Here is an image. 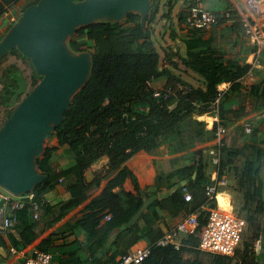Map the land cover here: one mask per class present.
Listing matches in <instances>:
<instances>
[{"label":"trees","instance_id":"1","mask_svg":"<svg viewBox=\"0 0 264 264\" xmlns=\"http://www.w3.org/2000/svg\"><path fill=\"white\" fill-rule=\"evenodd\" d=\"M195 1L186 0V5L179 11V28H183L185 33L182 35L183 42L178 45L184 46V55L179 50L169 52L168 49H173L170 44L167 47L162 45L166 52L162 55L155 43L153 24L160 15L161 0H152L145 29L140 23V15L130 12L122 22H98L81 27L76 39L71 41L75 50L87 49L93 54V68L88 82L75 95L65 112V119L53 133L59 139V147H64L65 156L74 159L75 163L66 168L56 167L52 156L57 147L48 146L38 161L47 178L35 189L37 196L44 198L46 192L61 183L68 197L49 201L41 219L32 216L27 201L14 210L18 220L13 228L33 240L40 234V228L55 226L89 200L75 223H64L53 230L51 238L39 246L51 252L57 264H112L116 261L114 252L125 253L142 239L147 240L151 247L145 264H227L233 259L240 264H258L259 258L251 241L239 247L234 257L199 249V231L206 224L207 208L216 205V200L207 193L209 174L201 159V150L194 152L195 163L187 176L185 186L192 193L189 202L183 199L181 187L185 204L182 209L174 204L171 196L159 197L164 174L157 177L154 190L141 189L136 185L137 192L133 193L123 187L125 179L133 174L127 161L135 154L154 153L164 144L169 145L171 151L177 145L180 149L189 150L214 136L220 123L228 127L231 121L248 116L264 103V88L262 90L260 84L252 82L251 92L243 89L241 78L251 64L226 55L215 43L214 37L207 35L205 28L189 26L190 8ZM172 5L171 1L170 10ZM208 9L217 13L230 10L233 16L238 15L232 7L223 11ZM169 14L165 11L160 16L168 17ZM171 26V38L177 42L178 31L173 23ZM165 29L169 30L167 26ZM11 54L27 60L32 71L24 74L20 65L15 66L18 63L11 64L15 70H10V97L3 104L6 120L16 103L26 97L41 79L31 61L17 49L9 52L0 62H5ZM181 63L199 74L203 84L193 85L192 89L184 92L179 84L188 81L181 73L175 72ZM222 82H230L231 85L220 100L221 121L208 129L206 121L196 116L213 112L218 85ZM156 90L162 93L168 91L170 95L166 98L156 96ZM249 95L252 96L250 104L246 103ZM220 148L219 175L232 173L236 178L245 198L242 216L248 220V226L255 234L260 235L264 232V225L258 220L264 213V183L260 178L264 149L257 134L253 133L242 145L234 147L224 138ZM104 157L107 158L106 169L96 172L89 180L87 170ZM184 168L173 170L168 177L175 176ZM61 177L64 182H60ZM107 177V184L95 194ZM175 184L177 182L169 186ZM163 211L172 216L182 212L197 213L200 222L197 232L184 235L180 247L173 243L159 244V239L166 232L159 225ZM56 234L64 237L63 243L55 244L53 236ZM11 238L14 246L19 247V242ZM102 248L105 254L93 263V257Z\"/></svg>","mask_w":264,"mask_h":264},{"label":"water","instance_id":"2","mask_svg":"<svg viewBox=\"0 0 264 264\" xmlns=\"http://www.w3.org/2000/svg\"><path fill=\"white\" fill-rule=\"evenodd\" d=\"M152 0H38L27 6L0 39V60L17 49L41 77L15 107L0 129V187L21 196L35 191L47 178L39 167L56 127L93 68L90 50H75L71 41L81 27L98 22H122L128 13L140 15L146 28ZM187 180L182 181L186 185ZM159 192L163 198L178 189ZM4 248L0 251L4 253ZM105 254L100 249L92 262Z\"/></svg>","mask_w":264,"mask_h":264},{"label":"crops","instance_id":"3","mask_svg":"<svg viewBox=\"0 0 264 264\" xmlns=\"http://www.w3.org/2000/svg\"><path fill=\"white\" fill-rule=\"evenodd\" d=\"M37 1L38 0H9L8 2L7 0H0V39L12 24L11 17L19 15L27 6L36 3ZM171 1L172 0H161V2L165 4V6L163 9H161L160 15L163 14V12L165 11L174 14L177 18V21L174 23L179 25V11L174 13L172 9L170 10L169 5ZM224 1H226L227 3L223 4ZM257 1L264 8V0ZM209 3L211 7H213L211 9L216 11H223L229 9V7L235 8L237 10L238 6L241 8H249L247 0H209ZM171 23L172 22L170 21L168 26H170ZM181 30L183 33H185L183 28ZM207 35L214 37L215 43L220 49L225 51L226 55L236 57L240 59L241 62L250 63L253 57L254 46L251 45L252 43L245 35L244 26L241 21H227L225 19H222L220 22L215 24L210 30H207ZM13 63H9L7 60L5 62H2L4 67L3 70L0 72V83L2 84V87L0 89V106H2L4 104V101L9 99L10 97V90L8 85L9 83L11 85V71L15 70V67L11 66V64ZM184 68L187 69V71H190V69H188L187 67ZM180 70L182 71V68H180ZM182 77L183 79L192 83L195 86L203 84V79L196 72L194 76L191 75L192 80L190 78L184 77L183 75ZM253 82L260 84V88H262L263 90L264 51L262 53L261 64L255 70ZM225 85L226 88L230 87L229 82H226ZM243 89L245 92H251L252 85L249 89H246L244 87ZM251 99L252 96L249 95L247 97L246 103L250 104ZM212 117L213 116L211 114H206L201 119H198L206 121L207 127L209 129L212 128L213 125ZM245 123H251L253 125L254 130L250 134H257L258 141L264 149V103L260 108L254 109L248 116L239 120L231 121V124L228 125V133L225 136V140L227 139V142L230 146L234 147L242 145L243 142L249 137L250 134L247 133L245 130ZM54 138L56 141L53 142L50 146H55L57 147V149L53 153L52 162H55L54 164L58 168H66L70 165H73V163H75L74 159H69L65 156L64 147H59V139L57 137ZM216 148L217 143L214 136L212 135L205 141L197 143L194 147L190 148L189 150L180 149V147L177 145L176 148L171 151L169 145L164 144L160 146L154 153L135 154L127 161V165L132 170L133 174L125 179L123 187L125 188V190L131 191L133 193L137 192L136 185H139L141 189L149 188L150 190H154L156 186L157 177L160 174H164L160 191L171 188L172 186H169V184L177 182V184L175 185H179L178 189L169 196H171L174 204L182 209V207H184L185 205L183 204L181 197L182 181L187 180L188 182L187 176L191 172L190 168H192L195 163L194 152L197 150L202 151L203 155L201 159L203 160L204 165L206 166V170L209 174L208 182L212 183L217 177V167L213 162V156L215 154ZM262 160L263 168L260 178L261 181L264 183V156H262ZM106 163L107 158L105 157L95 162L87 170V178L91 180L96 172L102 169H106ZM180 167L185 168L175 176L171 178L168 177L170 172ZM108 179L109 177L104 178L102 180L100 186L94 192L95 194H98L102 190V188L107 184ZM227 179V184L218 185V192L220 193L221 199L227 204L228 209L231 208L234 212H237L242 215L244 213L245 205L244 194L238 188L236 178H234L232 173L227 174ZM60 182H64V180ZM45 195L46 198L50 199V201H55L57 199L68 197V193L66 192L65 187L61 183L58 184L55 189L46 192ZM24 198L25 197L23 196L15 198L14 202L16 206L14 205V207L11 205L12 203L0 202V221L4 214L14 212L15 208L23 206L24 202L26 201ZM88 201L89 200H87L86 202L72 210L70 213H68L55 226L48 227L43 230H41L40 228V234L37 238L33 240L13 227L10 228L7 232L0 231V247L4 248V253L0 251V264H21V262L26 258V256L31 253L34 247L41 246L42 244L47 242L48 238H51L53 230H56L64 223H75L82 216L83 209ZM236 205H238V207ZM186 215V213L182 212L176 216H172L168 213V211H163V218L160 219L159 225L162 227L163 230L167 231V229L169 230L173 228L180 221V219H182ZM258 220L259 222H261L262 225H264V213L259 216ZM257 235L258 234L254 233V238L251 242L254 243L256 255L259 258L258 264H264V232H261V234L258 236ZM81 236L83 239V235ZM11 237L15 238L19 242V247L14 246ZM53 238L55 244L64 242V237L59 234L54 235ZM140 242L147 243V240L142 239L140 240ZM12 246L17 249V252H10V247ZM119 254L120 253L118 252H114V256L116 258ZM187 255L189 256L190 254ZM54 264L57 263L54 261Z\"/></svg>","mask_w":264,"mask_h":264},{"label":"built area","instance_id":"4","mask_svg":"<svg viewBox=\"0 0 264 264\" xmlns=\"http://www.w3.org/2000/svg\"><path fill=\"white\" fill-rule=\"evenodd\" d=\"M249 8L237 7V16H233L230 10L217 13L207 8L204 0H196L191 5L188 23L190 27L205 28L210 30L215 24L221 21L224 17L227 21L239 20L244 26V32L249 41L254 46L253 57L250 61L251 68L241 78L243 87L249 89L254 80V73L257 67L261 64L262 53L264 51V8L257 0H247ZM17 16H12V23ZM226 82L218 85L217 96L214 101V110L211 113H204L196 116L202 118L206 114H211L212 127L216 122L221 121L220 117V100L226 88ZM231 85V83L229 82ZM192 83H180L179 87L188 92L192 89ZM156 96L169 97V92H161L156 90ZM245 130L247 133L253 132L254 128L251 123H245ZM228 133V127L220 123L215 131L214 138L217 143V148L213 156V162L216 165L217 177L214 182L206 184L207 193L210 198L216 200L215 206L208 207L206 224L199 231V244L201 250L223 254L229 257H234L237 249L243 240L244 233L248 227V220L231 208L228 209L225 201L221 199L218 192V185H225L228 183L227 174L219 175V165L221 162V146L224 144V138ZM63 177L60 178L62 180ZM0 202L12 203L16 206L14 199L19 197L13 193L0 187ZM26 198L30 212L35 219H41L44 213V208L50 201L49 198H39L35 191L27 192L21 195ZM183 199L190 201L192 199L191 191L183 186ZM110 218L109 215L106 216ZM18 220L15 212L4 214L0 221V231L7 232L12 228ZM199 218L197 213H190L184 216L180 221L171 229L167 230L165 234L159 239V244L173 243L176 247L182 245L184 235L197 232L199 226ZM10 252L15 253L17 249L10 247ZM151 253L149 243L137 242L127 252L119 254L116 261L112 264H145L147 257ZM21 264H54L53 255L51 252L46 251L40 247H34L31 253L21 262ZM227 264H240L238 261L230 262Z\"/></svg>","mask_w":264,"mask_h":264},{"label":"rangeland","instance_id":"5","mask_svg":"<svg viewBox=\"0 0 264 264\" xmlns=\"http://www.w3.org/2000/svg\"><path fill=\"white\" fill-rule=\"evenodd\" d=\"M173 2V5L171 6V9L173 10L174 13L180 11L181 7L183 5H186V0H172ZM227 2L224 1L223 4H226ZM206 6L208 8H213L211 7L210 3H209V0H206ZM165 6V4L163 2H161V9H163ZM172 22L175 26V29L178 31L176 32L178 34V38H177V42L173 41L171 36V30H172V26H168L169 22ZM177 21V18L174 14L171 13V15L169 14V17H161V16H158V20L155 24H153V37L155 39V43L157 44L160 52L162 53V55L164 53H166L164 50H163V47L162 45H165L166 47L170 44V45H173V49L169 50V52H173V53H176L178 50L180 51V53L182 55H184L186 53L185 51V48L183 45L179 46L178 43H182L183 42V32L182 30L179 28V25L174 23ZM166 25L168 27L169 30H166L165 29V26ZM165 29V31H164ZM87 50V49H86ZM9 63H18L16 66H19L20 65V68L22 67V69L24 70V74H29L31 73L32 71V67L30 65V63L27 61V60H24L22 58H19V57H16V56H12V54L10 56H8V58L6 59ZM181 66L178 67L177 69H175L176 73H180L186 77V78H191V75L194 76L195 72L193 71H187V69H185L184 65L181 63L180 64ZM3 64L2 62H0V72L3 70ZM180 68H182V71L180 70ZM17 75H19V72L17 73ZM21 83V82H20ZM2 87V84L0 83V89ZM32 88V87H31ZM18 103H16L17 105ZM15 105V106H16ZM6 121V115H5V109H4V106H0V128L4 125ZM55 138L53 137V139L49 142V146L55 142ZM238 207V205H236ZM240 209V207H239ZM254 230L251 228V226L249 225L248 228L246 229L245 233H244V237H243V240L240 244V248L244 246L245 242L246 241H252L253 238H254ZM234 262H236L235 259H233Z\"/></svg>","mask_w":264,"mask_h":264},{"label":"clouds","instance_id":"6","mask_svg":"<svg viewBox=\"0 0 264 264\" xmlns=\"http://www.w3.org/2000/svg\"><path fill=\"white\" fill-rule=\"evenodd\" d=\"M182 186H185V185H182Z\"/></svg>","mask_w":264,"mask_h":264}]
</instances>
